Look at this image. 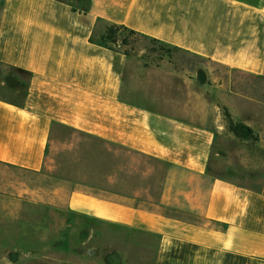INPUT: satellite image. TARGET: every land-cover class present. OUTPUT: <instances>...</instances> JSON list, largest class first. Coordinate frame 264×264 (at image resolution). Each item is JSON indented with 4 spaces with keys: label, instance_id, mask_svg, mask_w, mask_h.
<instances>
[{
    "label": "crops",
    "instance_id": "1",
    "mask_svg": "<svg viewBox=\"0 0 264 264\" xmlns=\"http://www.w3.org/2000/svg\"><path fill=\"white\" fill-rule=\"evenodd\" d=\"M109 23L264 81V0H0V65L16 72L0 79V264H96L67 261L53 226L102 264H264V134L232 127L264 133V92L221 95L212 124L206 105L197 121L131 99ZM64 131L95 142L98 170L45 169ZM111 145L163 170L113 171Z\"/></svg>",
    "mask_w": 264,
    "mask_h": 264
},
{
    "label": "rangeland",
    "instance_id": "2",
    "mask_svg": "<svg viewBox=\"0 0 264 264\" xmlns=\"http://www.w3.org/2000/svg\"><path fill=\"white\" fill-rule=\"evenodd\" d=\"M107 27L108 25L106 29ZM117 34L116 37H119V39H116V41L108 40L107 43L126 52L128 55L126 87L129 91L127 95L131 99L142 103H152L154 106L166 111L179 112L181 108L186 112L185 116L197 121L200 119V108L202 110L206 105L209 110L207 121L212 124L215 114L213 108H215L218 98L223 99L221 95L224 96V104L236 106L242 103L232 100V94L238 92L259 97L261 92H264V81L252 75L233 70L203 56L153 41L151 38H145L138 34L129 32ZM124 38L127 39V42L123 41ZM15 74L16 72L13 68L0 65V79ZM144 86L152 89L153 96H150L149 99L147 98L148 94L144 96L146 94L145 91H141ZM187 110H190V115ZM194 112L196 113L194 114ZM251 113L249 112L247 115L254 117V114ZM227 118L235 124L230 114H228ZM232 127L241 129L247 139L252 142L260 140V135L264 134L261 132L255 133L247 126L233 125ZM62 134L64 138L58 139L57 137L58 140L55 141L52 150L49 152L47 165L45 166L46 170L87 174L92 173L96 169L98 170L100 165L102 166L100 158L95 159L86 153L85 148L95 144L93 140L70 131H64ZM68 138H75L77 141H81L82 147H84L83 150L77 145H70L72 141ZM105 147L108 148L107 145ZM110 152L112 153L111 166L113 171H120L123 165L124 170L131 172H135L139 166L149 167L153 165L159 172L163 170L162 165H155L151 160L128 152L118 146L111 145ZM243 161L247 162V160ZM247 163L252 167L253 163L251 161ZM50 189L52 187L49 185ZM72 217L71 214L66 212L58 214V220L62 219V222L72 219ZM57 227L49 228V241L59 239L58 233L55 234V231L63 228L65 233L63 238L65 240L68 239L63 244V249L68 252L74 249L73 256L70 257L71 255H69L70 259L67 261L96 264L108 261L107 256L109 259L110 255L104 250L98 256H89L88 248L95 244L74 241L75 237L72 234L74 229L72 227ZM53 244L55 245L56 242ZM54 245L49 243V249L52 250Z\"/></svg>",
    "mask_w": 264,
    "mask_h": 264
},
{
    "label": "trees",
    "instance_id": "3",
    "mask_svg": "<svg viewBox=\"0 0 264 264\" xmlns=\"http://www.w3.org/2000/svg\"><path fill=\"white\" fill-rule=\"evenodd\" d=\"M120 32H129V33H131V34H138V35H141V36H143V37H145V38H151L153 41L161 42V41H159V40L156 39V38H152V37H149V36H147V35L141 34V33L137 32V31H135V30H133V29H130V28L124 26V25L114 24V23H109V24H108V27H107L105 33H104L101 37H102L103 41H105L106 44H107L108 46H110L111 48H114V49H115L116 47L109 45V44L107 43V41H108V40L116 41V39H119V37L117 38L116 35H118L117 33H120ZM123 41H124V42H127V39L124 38ZM161 43H163V42H161ZM164 44H166V43H164ZM174 47H175V48H178V47H176V46H174ZM123 52H124V51H123ZM125 53H126V52H125ZM126 54H127V53H126ZM241 126H244V125H241ZM247 128H248V127H247Z\"/></svg>",
    "mask_w": 264,
    "mask_h": 264
}]
</instances>
